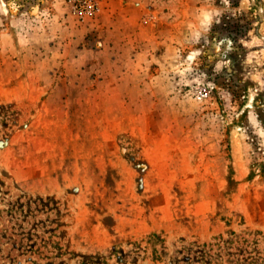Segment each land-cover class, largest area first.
Masks as SVG:
<instances>
[{
  "label": "rangeland",
  "instance_id": "374dc122",
  "mask_svg": "<svg viewBox=\"0 0 264 264\" xmlns=\"http://www.w3.org/2000/svg\"><path fill=\"white\" fill-rule=\"evenodd\" d=\"M250 262L264 0H0V264Z\"/></svg>",
  "mask_w": 264,
  "mask_h": 264
},
{
  "label": "trees",
  "instance_id": "16d2710c",
  "mask_svg": "<svg viewBox=\"0 0 264 264\" xmlns=\"http://www.w3.org/2000/svg\"><path fill=\"white\" fill-rule=\"evenodd\" d=\"M231 234H233V232L231 233ZM159 237V235H157V234H151L149 237H148V240L150 241V242H152V238H158ZM204 246V245H203ZM154 252H156V251H154ZM254 262H255V260H254ZM254 262H250V264H254Z\"/></svg>",
  "mask_w": 264,
  "mask_h": 264
}]
</instances>
